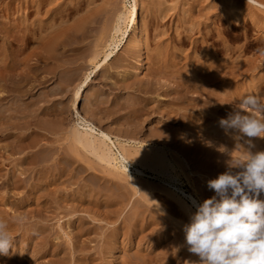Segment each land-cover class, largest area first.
Segmentation results:
<instances>
[{"label":"bare ground","instance_id":"bare-ground-1","mask_svg":"<svg viewBox=\"0 0 264 264\" xmlns=\"http://www.w3.org/2000/svg\"><path fill=\"white\" fill-rule=\"evenodd\" d=\"M16 1L3 4V19L7 24L0 27V178L13 158L7 148L15 152L36 150L38 154L27 156L14 165L11 176L14 188L23 186L25 179L21 178H26L34 167L44 168L40 178L45 184L47 176H59V171L53 172L48 165L60 166L72 160L68 156L58 159L55 152L45 153L43 148L49 144V136L61 134L57 130L63 129L64 117L74 111L75 125L60 136L65 134L68 152L75 156L76 166L84 163L87 171H100L104 175L100 186L107 184L108 188L115 187L124 193L129 185L135 195L140 192L145 201L155 205L156 200V205H163L181 217V247L185 249L183 226L196 211V205L205 201L193 175L202 177V173L206 174L212 167L223 173L229 169L234 173L240 171L234 168L232 161L198 145L190 138L192 133L212 131L206 135L212 134L221 145L252 153L264 151V139L253 138L249 143L247 137L237 130L225 131L218 123L231 112V104H239L249 96L255 97L258 86L264 85V77L247 80L246 96L239 91L228 95L215 90L242 71H257L255 61L244 64L231 61L233 48L228 41L229 38L235 41L246 39L250 31L264 37V0H109L111 14L90 49L83 46L84 36L99 10H89L70 25L64 21L103 0H23L19 6ZM114 1L117 4L112 6ZM19 17L23 21L18 23L15 19ZM169 21L171 26L175 25V32L157 30L158 25ZM152 28L154 40H170L173 34L177 36L178 46H190L191 55L178 57V54L162 49V45L152 51L151 76L159 79L162 75H171L174 80L173 86L168 85L164 92L173 97L168 111L171 116L168 124L162 122L150 137L141 140L135 138L142 133L137 120L147 112L150 102L145 103L137 93L151 96L154 92L152 82H143L149 60L146 37ZM195 34H198L196 39L193 38ZM214 36L221 41L220 48L208 43V39ZM114 60L118 61L116 74L120 81L114 79L111 71ZM180 63H184L189 76H181L184 66L180 67ZM52 75H57L60 82L50 89L46 85ZM95 79L101 80L108 94L90 88ZM130 79L135 81L133 85ZM212 88L211 95L220 98L221 104L216 110H207L200 107L194 93L208 94ZM36 89L44 91L36 95ZM89 89L91 92L83 101V111L100 109L99 112L108 116L109 121L114 118L123 120L131 127L124 132V138L113 136L112 132L80 114L82 97ZM114 91L122 93L116 95V100L111 94ZM70 92L73 94L66 103L62 97L66 99ZM58 97L62 102L53 106L52 101ZM48 117L60 120L52 122ZM172 118L183 123V132L169 125ZM63 139L58 138V141ZM180 153L187 155L198 171L188 172L189 161ZM213 176L212 179L217 174ZM147 177H153L161 186L151 184ZM42 189L38 186L36 191L42 194ZM209 190L207 186L204 188L206 193ZM4 194V198L0 197V201H4L0 202V208L10 210L9 194ZM40 199L47 202L50 197ZM105 199L108 206H115L111 194ZM2 214L0 220L4 221ZM40 231L47 234L45 228ZM50 245L59 246L58 243Z\"/></svg>","mask_w":264,"mask_h":264},{"label":"rangeland","instance_id":"rangeland-1","mask_svg":"<svg viewBox=\"0 0 264 264\" xmlns=\"http://www.w3.org/2000/svg\"><path fill=\"white\" fill-rule=\"evenodd\" d=\"M103 1L91 6L87 11L81 12L80 15H72L64 21L67 25H70L89 10L93 8L99 10V15L90 29L87 30L88 34L84 36L83 46H86L87 49H90L89 47L93 46L95 40L99 38L105 22L111 14L112 9L108 7L110 6L109 0ZM5 2H9V0H0V27L7 24V21L3 19V4ZM22 2L23 0H17L16 5L19 6ZM116 4V1H114L112 6ZM144 15L146 14L144 13ZM15 20H18V23L23 21L21 17ZM167 29H170L171 34L173 31L175 32L176 27L175 25L171 26V21H169L158 25L157 30L163 32ZM171 37L170 40L166 38L154 40L153 28L147 32L146 53L149 60L143 82L145 84L152 82L154 92L151 96L137 93L145 103L150 102V105H148L149 107L146 105L148 107L147 112L137 120V126L142 129V133L135 137L136 139L146 140L161 124H168L167 121L171 116L168 111H170V98L173 97L164 94V92L168 90V85L173 86L174 80L171 75H162L159 79L153 78L151 76L153 64L150 61L152 51L159 45H162V49L165 48L178 54V57L191 55L190 46L180 47L177 45V36L172 34ZM197 37L198 34L193 36L195 39ZM228 42L233 48L231 61L242 64L247 61H255L257 71L252 73L242 71L232 80H228V84L217 87L215 90L216 92H227L228 95L239 91L246 96L248 93L246 87H249L247 80L254 77H264V37L257 35L255 31H250L246 39L242 38L235 41L229 38ZM208 43L213 44L216 48L222 46L221 41L216 36L208 39ZM117 63L118 61L114 60L111 62L110 67H112L111 71L114 79L120 81L121 78L116 74L119 71ZM181 66H184V63H180ZM182 68L184 69L181 76H189L190 74L187 75L185 72V66ZM130 80V84L133 85L135 81ZM100 81V79H95L90 88L102 90L108 94ZM59 82L60 78L57 75H52L46 87L55 88ZM91 89L87 90L82 97L79 108L80 114L88 121H92V123L102 126L104 130L112 132L113 136L124 138V132H127L128 128L131 127L124 124L123 120L114 118V120L109 121L108 116L103 112H99L100 109L94 110V108L90 109L89 112L83 111V101L88 98ZM43 91L36 89L34 92L38 95ZM213 91L214 88L209 90L208 94L195 92L194 94L197 97L194 99L200 102V107L204 106L203 108L207 110H210L209 108L216 110L221 101L220 98L211 95L210 92ZM130 93L132 94L133 91H130ZM72 94L73 92H70V96H66V99L62 97L63 100L68 103ZM111 94L116 100V95L122 93L114 91ZM255 97L259 102L258 109L261 110L246 109L244 102L233 103L228 106L231 111L236 113L243 111L247 115L264 120V85L258 86ZM58 98L52 101L54 102L51 103L53 106L62 102V98ZM227 104L228 102H226ZM64 118L66 119L64 127L62 126L63 129L57 130L61 134L72 128L76 123L74 111H70ZM48 120L54 122L60 119L48 117ZM169 125L180 130V132L184 130L183 123L177 121L176 118H172ZM209 132L213 133L212 131ZM209 132L204 130V132L192 133L190 138L201 147L211 149L216 156L226 158L232 162L241 160L246 155L247 151L221 145L212 134L206 135ZM61 134L49 136L50 142L43 149H45V153L52 150L56 153L58 159L68 156V159H71L72 162L63 163L60 166L49 164L48 166L53 168V172L59 171V176L55 174L47 176L45 178L46 184L40 178L44 168L34 167L26 178L24 176L21 178L22 180L25 179L23 186L19 189L14 188L11 181V176L15 170L14 165H18L27 156L30 157L34 154V156H37L38 154L36 150L24 149L22 152H15L12 148H7L8 154H11L13 158L9 168L4 171V176L0 178V197L4 198L6 196L5 192L9 194L7 197L10 199L9 207L12 210L0 208V213L4 215V221L11 233L13 243L9 255L0 256V264H185V261L199 260L197 256L188 252L187 246L185 249L181 247L180 224L183 223L181 217L174 212L171 213L163 205H156V200L155 205L145 201L140 192L135 195L129 185H126L128 190H124V193H121L115 187L114 189L108 188L109 185L107 184L100 186L99 182H101L104 175L100 171H87V165L84 163L76 166L75 156L68 152L65 134L60 136ZM62 137L64 138L62 142L58 141V138L61 139ZM247 139L250 140L248 137ZM180 154L184 155V153ZM185 158L189 161L187 171L194 173L198 171L187 155H184ZM221 173L223 171L217 172L212 167L206 174L202 173L204 174L202 177L196 174L193 175L197 189L204 200L215 195L213 190H209L207 193L204 192L207 182L212 180L213 175L217 174L218 176ZM55 176L58 179L54 180L53 177ZM146 180L153 185L161 186L160 182L153 177H147ZM38 186H42V194L36 191ZM109 194L112 195V199L116 203L115 206L106 204L105 198ZM43 196L50 197V200L47 202L41 200L40 198ZM260 199L264 200V193H261ZM0 202L1 204L4 203V201ZM20 204L23 206L20 207ZM80 224L81 228H79ZM44 228L46 229V235H43L40 231ZM60 237L62 239L57 240ZM51 243H58L59 246L55 248L50 245ZM175 249L179 250L176 251Z\"/></svg>","mask_w":264,"mask_h":264},{"label":"clouds","instance_id":"clouds-1","mask_svg":"<svg viewBox=\"0 0 264 264\" xmlns=\"http://www.w3.org/2000/svg\"><path fill=\"white\" fill-rule=\"evenodd\" d=\"M243 102L246 109L261 110L256 97ZM218 123L250 138L249 143L264 139V120L243 111H231ZM233 165L240 171L229 169L207 182L215 195L196 205L183 226L187 250L199 258L185 264H264V151H247ZM12 243L6 222L0 220V256L9 255Z\"/></svg>","mask_w":264,"mask_h":264}]
</instances>
